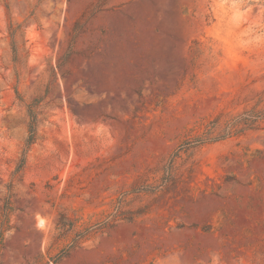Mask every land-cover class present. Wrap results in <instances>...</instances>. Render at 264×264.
Here are the masks:
<instances>
[{
    "label": "rangeland",
    "instance_id": "obj_1",
    "mask_svg": "<svg viewBox=\"0 0 264 264\" xmlns=\"http://www.w3.org/2000/svg\"><path fill=\"white\" fill-rule=\"evenodd\" d=\"M0 264H264V0H0Z\"/></svg>",
    "mask_w": 264,
    "mask_h": 264
}]
</instances>
